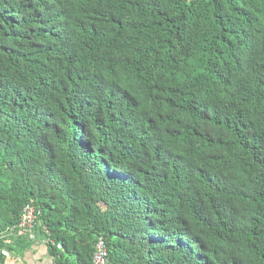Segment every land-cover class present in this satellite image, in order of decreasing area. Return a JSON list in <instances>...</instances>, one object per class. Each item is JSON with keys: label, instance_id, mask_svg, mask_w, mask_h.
Instances as JSON below:
<instances>
[{"label": "trees", "instance_id": "obj_1", "mask_svg": "<svg viewBox=\"0 0 264 264\" xmlns=\"http://www.w3.org/2000/svg\"><path fill=\"white\" fill-rule=\"evenodd\" d=\"M30 201L79 264H264V0H0V241Z\"/></svg>", "mask_w": 264, "mask_h": 264}, {"label": "crops", "instance_id": "obj_2", "mask_svg": "<svg viewBox=\"0 0 264 264\" xmlns=\"http://www.w3.org/2000/svg\"><path fill=\"white\" fill-rule=\"evenodd\" d=\"M44 232L43 227L37 226L32 236H26L18 228L8 227L1 236L0 264H79L76 255L64 252L61 244L56 245L58 251L54 253V241Z\"/></svg>", "mask_w": 264, "mask_h": 264}, {"label": "built area", "instance_id": "obj_3", "mask_svg": "<svg viewBox=\"0 0 264 264\" xmlns=\"http://www.w3.org/2000/svg\"><path fill=\"white\" fill-rule=\"evenodd\" d=\"M36 225L37 210L30 201L24 206L19 222L12 227L18 228L26 236H32L36 232ZM92 264H110L107 244L102 235H97L96 237Z\"/></svg>", "mask_w": 264, "mask_h": 264}, {"label": "rangeland", "instance_id": "obj_4", "mask_svg": "<svg viewBox=\"0 0 264 264\" xmlns=\"http://www.w3.org/2000/svg\"><path fill=\"white\" fill-rule=\"evenodd\" d=\"M73 258H75V256H72Z\"/></svg>", "mask_w": 264, "mask_h": 264}]
</instances>
